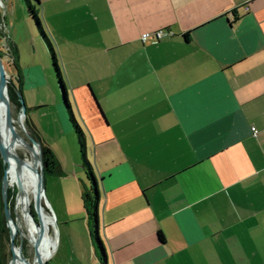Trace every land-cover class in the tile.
Segmentation results:
<instances>
[{
    "label": "crops",
    "instance_id": "0c3cea01",
    "mask_svg": "<svg viewBox=\"0 0 264 264\" xmlns=\"http://www.w3.org/2000/svg\"><path fill=\"white\" fill-rule=\"evenodd\" d=\"M90 4L79 23L99 72L77 96L105 194L107 264H264V0ZM157 31L170 35L142 40ZM112 99L118 134L108 133ZM59 210L55 258L85 264Z\"/></svg>",
    "mask_w": 264,
    "mask_h": 264
},
{
    "label": "rangeland",
    "instance_id": "374dc122",
    "mask_svg": "<svg viewBox=\"0 0 264 264\" xmlns=\"http://www.w3.org/2000/svg\"><path fill=\"white\" fill-rule=\"evenodd\" d=\"M40 4L39 16L43 29L55 50L76 120L85 133L87 156L94 168L102 197L100 204L101 222L103 221L102 206L105 194L94 160L95 148L92 144L93 137L90 131L92 123L89 122L88 127L84 118H82L81 111L87 117L88 109L82 106L80 97L77 96V87L79 85L85 84V89L88 88V83L86 82L87 76L94 77L96 71L99 72V67L92 65L94 61H98L99 59V57L93 58L96 52L92 50L93 35L87 29H83L85 28L84 25L79 23L80 16L87 15L91 4L89 5V0H40ZM57 14H63L66 18V26L58 22ZM28 15V8L23 0H0V51H3L2 57L12 77L13 87L17 90L19 99L21 100L22 98L24 100L28 110L25 121L26 131L31 135L27 123H32L31 125L36 128L38 136L40 139L42 138L41 142L52 149L64 172V176L61 177L48 176L45 182L46 199L43 200V206L47 215L53 217L58 230L57 248L48 260H51L52 264L61 263L55 257L60 245L61 236L65 234L61 218H57V216L60 217L59 208L62 207L67 213L68 218L73 221L69 224L68 228L73 231L79 247L83 250L85 264H92L90 261H93L94 254L90 242L89 221L83 199V186L84 184L89 185V182L83 167L81 147L65 108L63 96L59 89V81L56 79L53 71L48 44L42 38L34 22ZM14 49L17 52V59L13 52ZM42 77L44 79L46 77V82L43 79L41 80ZM21 80H23L22 84ZM97 84L92 81L94 88H96ZM103 86L104 82H102ZM61 106L67 114L69 125L61 118ZM80 106L81 111H79ZM19 111L20 108L12 105L10 101V134L13 139L21 141V147L18 151L21 158L35 159L34 156L35 154L39 155V150L26 140L25 133L20 129L17 122ZM120 111L118 99H112L111 108L108 105L107 112L116 128L114 131L113 129L109 130L108 133H119L118 122L115 123L114 120L118 121ZM37 169L38 171L40 170L39 165ZM9 190L11 195L10 203L13 205L14 218H16L15 220L19 228L17 244L19 246L22 245L27 259L33 261L37 232L34 230L29 219L24 215L19 187H9ZM34 206L35 200L31 199L27 208L35 216ZM35 219L39 221L36 216ZM53 225L54 223L51 225L48 236V243L51 248L56 238ZM100 236L104 241L103 230H100ZM85 241L88 247L84 249L83 244ZM87 250L91 252H87ZM98 262L100 264V261Z\"/></svg>",
    "mask_w": 264,
    "mask_h": 264
},
{
    "label": "trees",
    "instance_id": "16d2710c",
    "mask_svg": "<svg viewBox=\"0 0 264 264\" xmlns=\"http://www.w3.org/2000/svg\"><path fill=\"white\" fill-rule=\"evenodd\" d=\"M23 1L28 8L29 18L34 22L35 27L38 29L42 38L48 44V47L51 53L53 71L56 76V79L59 81V89L61 90V94L63 96L65 108L70 117V122L77 136L79 145L81 147L83 167L85 169L86 176L89 182V185H85L84 187L83 199H84V206L87 211V216H88V221H89L90 235H91L98 259L100 261V264H107L106 249L104 246V242L100 236L101 192L99 189L97 177L94 172V168L92 167L88 159V156H87V144L85 141V134L76 120L71 103L69 101L68 90L62 78V74H61V70L58 64L55 50L53 46L51 45L50 40L47 38L45 31L43 29L42 22L39 16V11H40L39 8L41 6L40 0H23ZM186 37H188V35ZM13 52L15 53V49L13 50ZM16 91L17 90L13 87V85L9 87L10 101L12 105H14L17 108H20L21 103H20L19 95ZM27 126L29 130L31 131V135L36 140L40 141L41 139L37 134L36 128L33 125H31L30 122L27 123ZM42 152H43V162L45 166L46 178L51 175L60 176L62 174V169L52 149L49 146L42 143ZM5 161L8 167V164H9L8 157H6ZM3 177H4V165H3V160H2V156L0 152V264H9L12 258V254L10 251V235H9V231H8L7 224H6L4 204H3L2 192H1ZM10 202H11V195H10ZM10 209H11V212L14 218L12 203H10ZM159 237L161 241L164 239L161 233Z\"/></svg>",
    "mask_w": 264,
    "mask_h": 264
},
{
    "label": "bare ground",
    "instance_id": "6f19581e",
    "mask_svg": "<svg viewBox=\"0 0 264 264\" xmlns=\"http://www.w3.org/2000/svg\"><path fill=\"white\" fill-rule=\"evenodd\" d=\"M23 120V119H22ZM24 122V120H23ZM0 124L5 135L6 142L11 149L9 154V164L7 167L9 187L18 186L20 189V194L22 196V210L25 217L29 219L34 230L37 232L36 247L41 248L42 260L44 262L53 255L55 249L57 248V225L52 216L47 215L43 206V200L39 209V221L31 217V212L27 208L30 204L31 199L35 200V203L39 199V189H38V165L40 166L39 155L35 154V159H23V163H20L16 155H19V148L21 147V141L18 139H13L10 134V99L7 97L4 100L3 109L0 114ZM54 223L53 227L55 229L56 238L54 240L53 247L51 248L48 243V236L51 230V225ZM13 231L18 235L19 228L18 223L14 219L12 225ZM45 242V244L43 243ZM44 244V245H43ZM43 245V246H42ZM16 257L19 256V252L15 253ZM10 264H20L18 260L13 259Z\"/></svg>",
    "mask_w": 264,
    "mask_h": 264
},
{
    "label": "water",
    "instance_id": "95a60500",
    "mask_svg": "<svg viewBox=\"0 0 264 264\" xmlns=\"http://www.w3.org/2000/svg\"><path fill=\"white\" fill-rule=\"evenodd\" d=\"M3 51H0V114L3 109L4 105V100L7 97L10 99V93H9V87L11 85H14L12 81V77L9 74L8 67L2 57ZM21 107L19 111V115L17 117V122L20 127V129L25 133L26 135V140L34 147H37L39 150V160H40V170L38 171V189H39V199L35 203V216L37 219H39V209L41 206L42 200L46 199V189H45V182H46V175H45V166L43 162V152H42V143L38 140H36L33 136L29 135L26 131L25 128V121L27 119L28 115V110L25 105L24 100L21 98L20 100ZM24 122H23V120ZM0 152L3 160V165H4V177L2 181V199H3V204H4V212H5V219H6V224L7 228L9 231L10 235V251L12 254L11 261L13 259H16L19 261L20 264H47L48 261L44 262L42 260V252L41 248L38 249L37 247H34V258L33 261H30L27 259L25 256L22 245L17 244V235L12 229V225L14 223V218L10 209V190H9V179H8V172H7V165H6V157L9 156L11 153V149L9 148L5 135L3 133L1 124H0ZM17 160L20 163H23V159L19 156L16 155ZM33 214H31L32 218H35ZM40 222V220H39ZM22 237V236H21ZM45 244V242H43ZM43 244V245H44ZM42 245V246H43ZM19 252V256L16 257L15 253ZM10 261V263H11ZM9 263V264H10Z\"/></svg>",
    "mask_w": 264,
    "mask_h": 264
},
{
    "label": "built area",
    "instance_id": "2783aa9c",
    "mask_svg": "<svg viewBox=\"0 0 264 264\" xmlns=\"http://www.w3.org/2000/svg\"><path fill=\"white\" fill-rule=\"evenodd\" d=\"M170 33L167 31H157L154 33H146L142 36L143 41H153L154 43H157L161 39L169 36Z\"/></svg>",
    "mask_w": 264,
    "mask_h": 264
}]
</instances>
